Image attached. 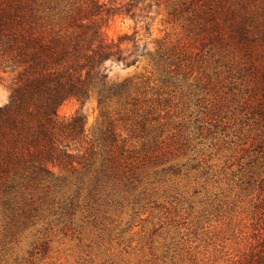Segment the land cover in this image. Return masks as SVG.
Here are the masks:
<instances>
[{
    "label": "rangeland",
    "instance_id": "rangeland-1",
    "mask_svg": "<svg viewBox=\"0 0 264 264\" xmlns=\"http://www.w3.org/2000/svg\"><path fill=\"white\" fill-rule=\"evenodd\" d=\"M159 1L149 9V30L128 16L103 15L102 32L114 40L133 34L145 51L156 41L184 45L200 77L197 95L162 90L153 95L161 100L156 119L147 124L154 130L137 137L120 131L130 177L121 189L96 201L80 199L68 209L56 204L27 224H8L0 213V264H246L259 248L264 52L233 54L187 34L179 22L168 20L164 0ZM150 71L144 56L135 66L112 68L119 79ZM9 84L0 70V105L8 99ZM149 86L154 92L157 83ZM77 111L92 138L96 101L80 107L70 99L59 106L58 116Z\"/></svg>",
    "mask_w": 264,
    "mask_h": 264
},
{
    "label": "trees",
    "instance_id": "trees-1",
    "mask_svg": "<svg viewBox=\"0 0 264 264\" xmlns=\"http://www.w3.org/2000/svg\"><path fill=\"white\" fill-rule=\"evenodd\" d=\"M118 1L107 6L100 0H0V70L10 77L8 99L0 105V213L8 224H27L56 204L68 209L126 186L129 150L120 131L137 137L154 130L147 124L156 119L161 101L153 95L162 90L197 95L200 77L184 45L156 41L145 51L133 34L104 36L103 15L128 16L149 30V9L162 3ZM163 5L168 20L221 50L264 52V0ZM143 56L151 65L148 75L112 74L113 66H135ZM151 82L157 83L154 92ZM70 99L80 107L96 101L92 138L81 112L58 116ZM260 235L246 264H264V230Z\"/></svg>",
    "mask_w": 264,
    "mask_h": 264
}]
</instances>
